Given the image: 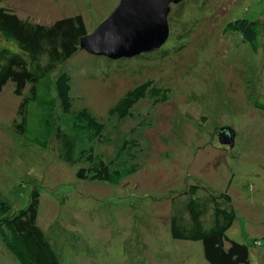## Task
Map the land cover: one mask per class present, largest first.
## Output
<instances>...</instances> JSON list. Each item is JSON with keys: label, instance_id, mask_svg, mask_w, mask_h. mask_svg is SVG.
Instances as JSON below:
<instances>
[{"label": "rangeland", "instance_id": "374dc122", "mask_svg": "<svg viewBox=\"0 0 264 264\" xmlns=\"http://www.w3.org/2000/svg\"><path fill=\"white\" fill-rule=\"evenodd\" d=\"M119 1L0 3L39 22L80 13L92 32ZM242 14L264 22V0H182L171 4L161 47L118 59L80 49L63 64L75 107L106 122L108 140L97 150L109 159L124 136L138 139V170L118 183L80 177L81 163L56 154L57 141L43 146L18 132L20 97L11 80L0 90V198L16 210L40 191L38 223L63 264H210L201 240L171 235L173 194L191 183L232 195L237 218L227 233L249 244L251 264H264V110L256 105L264 31L257 49L225 31ZM149 78L167 98L147 95L132 116L110 118L111 105ZM222 126L234 128L232 146L220 140ZM0 264H21L1 234Z\"/></svg>", "mask_w": 264, "mask_h": 264}, {"label": "trees", "instance_id": "16d2710c", "mask_svg": "<svg viewBox=\"0 0 264 264\" xmlns=\"http://www.w3.org/2000/svg\"><path fill=\"white\" fill-rule=\"evenodd\" d=\"M225 31L238 32L244 42L257 49L264 22L235 15ZM89 32L80 13L39 22L23 18L0 3V90L11 80L12 90L20 97L13 123L18 132L43 146L53 143L55 148L58 143L56 154L69 163H81L77 170L80 177L118 183L138 170L134 161L140 150L138 139L124 136L109 159L99 152L98 144L108 140L106 122L86 106L75 107L73 78L63 66L81 49L80 40ZM168 91L149 78L112 104L109 117L132 116L139 100L147 95L165 100ZM256 105L264 110V98ZM172 199L170 230L174 238L201 240L210 264H251L249 244L227 233L237 218L233 197L227 190L217 192L207 185L191 183L176 191ZM39 205L40 191L36 187L28 204L16 210L0 198L2 240L21 264H63L38 223Z\"/></svg>", "mask_w": 264, "mask_h": 264}, {"label": "water", "instance_id": "95a60500", "mask_svg": "<svg viewBox=\"0 0 264 264\" xmlns=\"http://www.w3.org/2000/svg\"><path fill=\"white\" fill-rule=\"evenodd\" d=\"M182 0H120L98 26L84 35L80 48L111 59L133 57L159 48L170 32L171 4ZM221 141L234 144L235 130L220 127Z\"/></svg>", "mask_w": 264, "mask_h": 264}, {"label": "clouds", "instance_id": "9594fccd", "mask_svg": "<svg viewBox=\"0 0 264 264\" xmlns=\"http://www.w3.org/2000/svg\"><path fill=\"white\" fill-rule=\"evenodd\" d=\"M93 54V53H92Z\"/></svg>", "mask_w": 264, "mask_h": 264}]
</instances>
